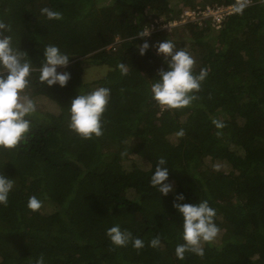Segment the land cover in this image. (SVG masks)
Returning <instances> with one entry per match:
<instances>
[{
	"label": "trees",
	"instance_id": "trees-1",
	"mask_svg": "<svg viewBox=\"0 0 264 264\" xmlns=\"http://www.w3.org/2000/svg\"><path fill=\"white\" fill-rule=\"evenodd\" d=\"M236 1L0 0L3 35L31 65L22 95L36 105L24 138L0 148V174L13 179L0 206V264L40 256L45 264H264V0H250L217 27L187 21L140 37L149 21ZM44 7L61 18L47 19ZM166 39L193 57L194 74L207 70L195 99L179 109L161 107L150 92L164 67L153 45ZM45 45L70 56L57 69L70 73L63 87L39 79ZM95 66L108 70L84 80ZM98 87L110 89L103 134L83 139L69 128V104ZM161 157L173 186L167 195L150 184ZM179 193L183 203L207 200L215 209L219 232L202 256L175 254L184 243L173 208ZM33 195L42 201L36 211L27 207ZM116 224L144 247L113 245L106 233Z\"/></svg>",
	"mask_w": 264,
	"mask_h": 264
},
{
	"label": "clouds",
	"instance_id": "clouds-1",
	"mask_svg": "<svg viewBox=\"0 0 264 264\" xmlns=\"http://www.w3.org/2000/svg\"><path fill=\"white\" fill-rule=\"evenodd\" d=\"M246 4L241 2L234 7L236 13H241ZM40 12L47 19H60L59 11L41 8ZM150 22V21H149ZM148 22V23H149ZM147 23V24H148ZM8 26L0 23V148H14L28 133L31 116L36 111L33 99L22 95L23 90L29 84L31 73L30 62L22 57L27 53L14 49L11 46V37L3 35ZM149 30L140 35L146 37ZM157 55L163 60L164 67L157 70L155 81L150 86L152 98L163 108L179 109L190 105L195 99L194 93L200 89L201 82L207 75L206 69H201L198 74L193 73L195 63L193 57L177 48L172 40L166 39L153 45ZM149 48L145 40L138 47V54L144 55ZM44 63L40 67L39 79L47 87L57 85L63 87L70 79L68 71H58V67L66 68L69 57L56 45H45L43 49ZM124 74V65H120ZM110 99V89L98 87L91 92L77 94L69 104V128L83 139L99 137L103 134L101 117ZM216 127H223L218 122ZM183 130L176 133L182 136ZM169 169L166 160L158 159L155 170L150 177V184L156 187L161 195H167L173 190L171 183L167 182ZM13 188V179L0 174V206L8 204L9 193ZM185 197L179 193L175 197L173 208L182 219V240L184 243L175 248L178 259H183L186 251L202 256L203 243L213 241L219 232L214 223L215 209L209 206L207 200L198 203H183ZM42 206V201L35 195L30 196L27 207L36 211ZM106 235L115 246H125L131 240L132 246L140 249L144 247V241L138 237L133 238L131 233L122 231L118 224L107 230ZM160 243L158 237H154L150 246L156 247ZM35 264H45L44 257L36 259Z\"/></svg>",
	"mask_w": 264,
	"mask_h": 264
},
{
	"label": "built area",
	"instance_id": "built-area-1",
	"mask_svg": "<svg viewBox=\"0 0 264 264\" xmlns=\"http://www.w3.org/2000/svg\"><path fill=\"white\" fill-rule=\"evenodd\" d=\"M241 2L248 4L250 0H238L230 4L220 3L213 5H205L204 7L197 6L195 8H186L181 11L179 20L172 19L169 21H162L161 19H156L150 21L144 26L143 33L149 30L150 35L151 32L157 29L163 28L169 30L170 27L175 26L177 24L185 23L187 21L202 23V20L204 19H209L210 23L217 27L226 15L236 13L234 11V7Z\"/></svg>",
	"mask_w": 264,
	"mask_h": 264
},
{
	"label": "rangeland",
	"instance_id": "rangeland-1",
	"mask_svg": "<svg viewBox=\"0 0 264 264\" xmlns=\"http://www.w3.org/2000/svg\"><path fill=\"white\" fill-rule=\"evenodd\" d=\"M107 70L106 66H95L94 68L86 69L83 79L87 81L95 79L103 75Z\"/></svg>",
	"mask_w": 264,
	"mask_h": 264
}]
</instances>
